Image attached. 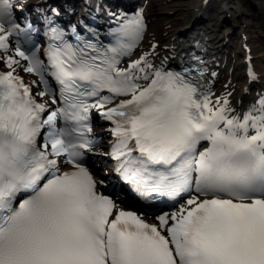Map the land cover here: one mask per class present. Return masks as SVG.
Masks as SVG:
<instances>
[{"label": "snow or ice", "instance_id": "1", "mask_svg": "<svg viewBox=\"0 0 264 264\" xmlns=\"http://www.w3.org/2000/svg\"><path fill=\"white\" fill-rule=\"evenodd\" d=\"M11 8L0 0V264H264V96L238 113L189 69L156 68L146 56L120 67L142 36L141 17L103 52L55 27L47 62L38 48L17 43L13 52L10 38L31 44L34 28ZM93 109L113 123L110 155L142 197L189 194L158 224L98 193L83 163Z\"/></svg>", "mask_w": 264, "mask_h": 264}, {"label": "bare ground", "instance_id": "2", "mask_svg": "<svg viewBox=\"0 0 264 264\" xmlns=\"http://www.w3.org/2000/svg\"><path fill=\"white\" fill-rule=\"evenodd\" d=\"M52 1V0H50ZM55 2L60 3L61 5L65 6L68 5L70 8L71 5L74 7H79L83 5L84 0H54ZM91 1V0H89ZM96 2L99 0H95ZM114 0L110 1L112 4ZM125 1V0H124ZM225 2L228 6L231 1L230 0H222ZM43 2V1H42ZM153 3L156 2V0H152ZM222 2V3H223ZM47 2H44V4ZM121 5V4H119ZM53 7V6H52ZM139 7V4L136 3L134 8L137 10ZM224 7V6H223ZM193 12L190 18H187L185 16V20H187V26L180 32H177V36L170 39L168 35L164 36L162 40H165V44H163L162 47H160L159 43H162V41H159V37L156 30V25H151V19L149 20L148 16H146L145 13H141L140 15H135V13L129 12L132 17H141L142 22L144 24V29L142 32V42L140 46L138 47V51L135 52L134 57L123 67L127 68L133 61H136L140 59L141 57L147 58V60L156 68H162L164 69L165 65L168 63L169 60H173L171 55L175 53L176 51L182 52L184 50V47L188 45L190 42H193V40H209L210 43H212V50L214 51V54L212 53L211 57L213 58V76H212V82L209 85V91L214 94V98H219L222 96H227L228 99L231 102V106L236 109V111H239V108L241 106H247L250 108V106L254 103H256L261 96H264V88L263 87H257L255 84H259L261 77H264V68L261 66V62L263 61L264 54L260 55H254L256 63L253 61L256 67V72L259 74V71L261 74H259L258 80L252 79L247 74V67L252 64L253 58L250 57V55H253V51L251 48H253L254 53L259 48V43L262 41L259 39L255 33H253V30L250 28L245 31V40H243L242 44L248 45V48L251 50L250 52L246 53L243 50H240V52L243 53L244 61L241 63H236L234 66L231 65V63H225V58L229 61L230 56H232L229 43L224 42L223 39H219L216 37V22L220 23L221 26H227L225 31L232 30L233 28L228 26V21L224 20L223 22H219V15H221L224 11L221 5L213 3V0H194V3L192 5ZM188 10V9H187ZM221 11V13H220ZM227 12V11H226ZM219 13V15H218ZM200 14H202L200 16ZM228 14V12L226 13ZM200 16V18H199ZM202 18V19H201ZM193 19L197 20L195 23H193ZM199 19V20H198ZM239 19V18H238ZM184 22V21H183ZM178 23V22H177ZM173 25V27H176V24ZM193 23V24H190ZM227 24V25H225ZM252 25V24H251ZM251 25L249 27H251ZM171 27H167L168 29H165L166 33H170ZM229 27V28H228ZM170 29V30H169ZM169 31V32H168ZM220 31V30H219ZM247 33V34H246ZM250 33V34H249ZM176 34V33H174ZM233 34V33H232ZM232 34H228L226 37H229V35L232 37ZM229 37V38H231ZM252 45H251V43ZM15 47H13V50ZM246 49V48H245ZM242 53H239L238 55H241ZM215 58H214V56ZM250 60V61H249ZM23 63V61H22ZM215 63H219V66H216ZM224 64V65H223ZM223 66V67H222ZM252 66V65H251ZM253 67V66H252ZM261 69L259 70V68ZM224 69V74L221 76L219 75V72H221ZM254 68V67H253ZM246 70V71H245ZM232 79L233 84V90L226 84L227 79ZM264 79V78H263ZM29 83L32 84L33 81H37L39 83V78L35 75H29ZM34 90L41 91L43 90V85H39L37 88L34 86ZM217 90V91H216ZM232 90V91H231ZM229 93L231 95H229ZM42 101H50V97L45 98ZM254 102V103H253ZM96 130L100 131L102 130L101 127H97ZM106 133L103 131L101 132V136H105ZM104 145V142L102 141L100 146ZM101 151V149H99ZM101 159V158H100ZM107 170V169H106ZM107 172V171H106ZM105 174V172H104ZM99 181L104 180L103 177L96 176ZM101 189V188H100ZM181 204H179L177 207L173 209V211H176L180 205L184 204L186 199L183 200ZM119 208H122L119 206ZM135 211V210H133ZM172 211V212H173ZM171 213V212H167ZM138 215L144 218L147 221H150L154 224H158V221L156 219L157 216H149L145 215L142 212H138Z\"/></svg>", "mask_w": 264, "mask_h": 264}, {"label": "rangeland", "instance_id": "3", "mask_svg": "<svg viewBox=\"0 0 264 264\" xmlns=\"http://www.w3.org/2000/svg\"><path fill=\"white\" fill-rule=\"evenodd\" d=\"M133 1L135 3L138 2V0H133ZM230 1L231 3L228 6H225L227 4L222 0H213V3L221 5L222 8L224 9L221 15H219L218 13L219 22H223L224 20H227L229 23L228 26L230 28L231 27L233 28L232 30L230 29L228 31H225L226 30L225 28L227 26H223L224 24L221 26L220 23L216 22V27H215L217 32L216 37L219 39L220 36V39H223L224 42L229 43L232 56H230V60L228 61V63H231V65L234 64L235 66L236 63H241L243 60L242 59L243 56L241 57L238 54L241 50L242 42L243 40H245L244 30L249 31L248 29L251 28L253 30V33H255V35H257L259 39L262 41L261 43L258 44L259 48L256 51V53H254V50L252 48L253 61L257 65L254 55L264 54V0H230ZM193 3L194 0H156L155 3H153L152 0H141L139 2L140 4L139 8L141 7L142 8L137 12H140V14L145 13L146 16H148L149 20L151 19L150 22L151 25L152 26L153 24L156 25L159 41H162V43H159V45L160 47H162L163 44H165L164 42L165 40H162L164 36L168 35L170 39H172L173 37L177 36V32L179 31L181 32L185 28V26H187V20H185V16L188 15L187 18L191 17L194 9L192 8ZM226 11L228 12V14H226L227 13ZM201 15L202 14H200V16ZM196 21L197 20L193 19L192 22L195 23ZM175 23H177L176 27H173ZM250 25L251 27H249ZM170 26H172L170 33H166L165 29H168L167 27ZM228 34H232V37L229 35V37L231 38L229 37L225 38V36H227ZM261 66L264 68V59L261 62ZM260 69L261 67L259 68V70ZM224 81H226V84L233 90V84L231 82L232 79L229 78ZM262 82L264 83V81ZM240 110L241 109L239 108V112ZM246 110L247 109L243 108L241 111L246 112ZM103 170L104 169H101V173ZM124 208L128 210H134L127 206H124Z\"/></svg>", "mask_w": 264, "mask_h": 264}, {"label": "water", "instance_id": "4", "mask_svg": "<svg viewBox=\"0 0 264 264\" xmlns=\"http://www.w3.org/2000/svg\"><path fill=\"white\" fill-rule=\"evenodd\" d=\"M127 203H128V205L135 207V208H139L141 210H145V207H146V205H144L141 202H138L136 200H130Z\"/></svg>", "mask_w": 264, "mask_h": 264}]
</instances>
